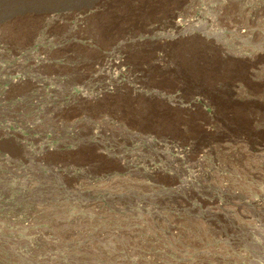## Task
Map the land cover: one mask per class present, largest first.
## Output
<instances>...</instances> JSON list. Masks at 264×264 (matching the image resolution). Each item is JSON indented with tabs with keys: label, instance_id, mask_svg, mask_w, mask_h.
Masks as SVG:
<instances>
[{
	"label": "rangeland",
	"instance_id": "374dc122",
	"mask_svg": "<svg viewBox=\"0 0 264 264\" xmlns=\"http://www.w3.org/2000/svg\"><path fill=\"white\" fill-rule=\"evenodd\" d=\"M263 111L264 0H0V264H264Z\"/></svg>",
	"mask_w": 264,
	"mask_h": 264
},
{
	"label": "bare ground",
	"instance_id": "6f19581e",
	"mask_svg": "<svg viewBox=\"0 0 264 264\" xmlns=\"http://www.w3.org/2000/svg\"><path fill=\"white\" fill-rule=\"evenodd\" d=\"M21 20V19H20ZM98 22H96L95 23V26H94V32H95V34H96V37H97V39L99 38H101V39H104L109 33L112 35V36H118V33H120V34H124V32H126L127 31V29L123 26H121L120 27V29L119 28H115V26L112 28L111 26H109V25H107V23L106 22H104V21H100V20H97ZM18 23V22H17ZM21 23V22H20ZM15 24L14 22L12 23V24H15V25H13V27H11V28H9V31L11 30V32L12 31H14L16 34H18L19 35V33L20 32H23L24 30H23V27L21 26V25H23V24ZM11 24V23H10ZM112 28V30H111V28ZM13 32V33H14ZM19 32V33H18ZM10 33V32H9ZM100 33V36H102V37H98V35L97 34H99ZM109 37V36H108ZM124 37V36H123ZM110 38V37H109ZM118 38V37H117ZM96 39V40H97ZM114 39V38H113ZM123 39V38H122ZM122 39H120V40H122ZM122 41H127V38H124ZM122 43V42H121ZM127 43V42H126ZM119 46H118V48H116V49H118V51L119 50H122L124 53H126L127 54V47H126V45L125 44H118ZM117 51V50H116ZM108 62V61H107ZM84 63V62H83ZM82 63V64H83ZM118 63H119V61H118ZM79 64V63H78ZM84 65H85V63H84ZM105 65V67H106V69L108 68V69H110L111 67H116V68H118V66L120 67V65H118L117 63H114V62H110V60H109V62L108 63H105L104 64ZM103 65V66H104ZM81 67H82V65H80ZM170 66V65H169ZM79 67V66H78ZM87 67V66H86ZM173 67V66H172ZM177 67V66H176ZM104 68V67H103ZM106 69H104V70H106ZM113 69V68H112ZM176 68H174V70H175ZM180 69H181V67H180ZM81 70V69H80ZM79 70V71H80ZM182 70V69H181ZM181 70H179V68L177 67V73H175V74H172V76H174V77H176L179 81H181L182 83L181 84H183V85H185V84H189V83H191L192 84V86L194 87V88H196L197 90H206L207 89V91H209V93H211L212 94V100H215V103H214V105L215 106H219L220 105V99L222 100L221 102H223V99L221 98V94H220V91H218L219 90V88L217 89V88H215V86H213V87H210V86H208V87H210V88H206V86H204L203 85V83H201L199 80H193V78L192 77H190L188 74H187V72L184 74V73H182V72H180ZM76 71V70H75ZM78 71V70H77ZM85 71V70H84ZM102 71L103 70H101V72L100 73H102ZM182 71H184V70H182ZM94 73L96 72H98L99 73V71H97L96 69H94V71H93ZM90 73V72H89ZM95 73V74H96ZM97 73V74H98ZM99 73V74H100ZM189 73V72H188ZM86 74V73H85ZM99 74H98V76H99ZM97 77V76H96ZM110 78H111V76H110ZM113 80H115V79H113ZM92 81H93V79H92ZM111 81H112V79H111ZM115 82V81H114ZM114 85V84H113ZM116 85V84H115ZM206 85V84H205ZM113 87V86H112ZM221 87V86H220ZM105 88V87H104ZM115 88V87H114ZM108 91H110L109 89H107ZM112 90H114V89H112ZM117 90V89H116ZM106 92V91H105ZM98 93V92H97ZM101 93L102 92H99V94L101 95ZM103 94V93H102ZM106 94V93H105ZM107 96L106 97H110V95L109 94H111L112 95V93H108L107 92ZM223 95V94H222ZM94 96H95V94H94ZM97 96H98V94H97ZM114 96V95H113ZM113 96L112 97H110V98H108V100H106V99H104V100H106L105 102H103V104L102 103H99L98 104V109H99V111H100V113H102V114H106L108 117H112V118H114V119H116L119 123L120 122H124L125 124L127 123V120L128 121H130V122H135L133 119L137 116V115H134L135 113L131 110V108H130V106H127L124 102H122V100H120L119 98L117 99V100H115V98H113ZM91 97V96H90ZM93 97V96H92ZM101 97H103V98H105L104 96H101ZM100 97V98H101ZM216 97V98H215ZM97 98V97H96ZM95 97H94V100H96V101H99V102H101V101H103L102 99H101V101L100 100H98V99H96ZM99 98V99H100ZM119 100V101H118ZM131 102V101H130ZM93 103V102H92ZM96 103V102H95ZM132 103V102H131ZM211 103V102H210ZM97 104V103H96ZM223 104V103H222ZM93 106L95 105V104H92ZM87 106V105H86ZM96 107H97V105H95ZM94 106V107H95ZM223 106V105H222ZM91 108V107H90ZM133 108V107H132ZM93 109H95V108H93ZM96 110H97V108H96ZM136 111V110H135ZM244 112V111H243ZM248 112H252V111H248ZM264 112V111H263ZM97 113V112H96ZM256 113V112H255ZM254 113V114H255ZM249 113H247V115H248ZM252 114V113H251ZM246 115V116H247ZM256 115V114H255ZM248 116H250V115H248ZM105 117V116H104ZM255 117V116H254ZM261 117V116H260ZM259 117V118H260ZM82 118V117H81ZM102 118V117H101ZM246 118H248V117H246ZM245 118V119H246ZM258 118V119H259ZM107 119V118H106ZM254 119V118H253ZM256 119V118H255ZM249 120V119H248ZM258 121V120H257ZM104 122V121H103ZM104 124V123H103ZM233 124V123H232ZM127 125V124H126ZM106 126V125H105ZM237 126V125H236ZM239 126H241V124L239 125ZM120 127H122V126H120ZM107 128V127H106ZM119 128V127H118ZM125 128V127H124ZM233 128H234V126H233ZM235 130L237 129V131H236V134L237 133H241V134H243V136L244 135H246V132H245V130H244V127H243V129H240V128H234ZM239 129V130H238ZM113 130V129H112ZM183 134L185 135V133L183 132ZM240 136V135H239ZM115 140V139H114ZM190 141V140H189ZM184 143V142H183ZM178 161V160H177ZM181 161V160H180ZM179 161V162H180ZM198 165H200V163H198ZM192 167V166H191ZM194 167V166H193ZM199 171V170H198ZM184 175V174H183ZM257 203H259V202H256L254 205H256V206H261V204L259 203V204H257Z\"/></svg>",
	"mask_w": 264,
	"mask_h": 264
}]
</instances>
